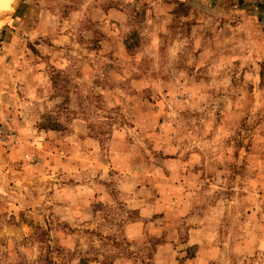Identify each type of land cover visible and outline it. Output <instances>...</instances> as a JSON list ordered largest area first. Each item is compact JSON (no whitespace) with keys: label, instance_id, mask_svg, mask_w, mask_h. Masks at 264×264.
I'll return each mask as SVG.
<instances>
[{"label":"rangeland","instance_id":"1","mask_svg":"<svg viewBox=\"0 0 264 264\" xmlns=\"http://www.w3.org/2000/svg\"><path fill=\"white\" fill-rule=\"evenodd\" d=\"M13 7L0 264H264V0Z\"/></svg>","mask_w":264,"mask_h":264},{"label":"bare ground","instance_id":"2","mask_svg":"<svg viewBox=\"0 0 264 264\" xmlns=\"http://www.w3.org/2000/svg\"><path fill=\"white\" fill-rule=\"evenodd\" d=\"M15 0H0V26L10 19L13 14Z\"/></svg>","mask_w":264,"mask_h":264},{"label":"water","instance_id":"3","mask_svg":"<svg viewBox=\"0 0 264 264\" xmlns=\"http://www.w3.org/2000/svg\"><path fill=\"white\" fill-rule=\"evenodd\" d=\"M18 2H19V0H15L12 5L15 6Z\"/></svg>","mask_w":264,"mask_h":264},{"label":"built area","instance_id":"4","mask_svg":"<svg viewBox=\"0 0 264 264\" xmlns=\"http://www.w3.org/2000/svg\"><path fill=\"white\" fill-rule=\"evenodd\" d=\"M0 131L4 132V130H3V129H1Z\"/></svg>","mask_w":264,"mask_h":264}]
</instances>
